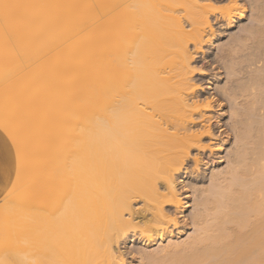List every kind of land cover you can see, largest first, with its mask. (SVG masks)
I'll return each instance as SVG.
<instances>
[{
	"label": "bare ground",
	"instance_id": "1",
	"mask_svg": "<svg viewBox=\"0 0 264 264\" xmlns=\"http://www.w3.org/2000/svg\"><path fill=\"white\" fill-rule=\"evenodd\" d=\"M219 2L0 0V158L12 175L0 186V264H132L120 244L136 234L161 245L139 264H264V0L262 24L244 33L262 64L242 86L250 106L230 113L242 117L232 164L211 168L191 217L201 225L167 240L166 206L190 205L177 185L200 139L194 119L214 146L192 58L216 44L212 16L230 26L247 14Z\"/></svg>",
	"mask_w": 264,
	"mask_h": 264
},
{
	"label": "rangeland",
	"instance_id": "2",
	"mask_svg": "<svg viewBox=\"0 0 264 264\" xmlns=\"http://www.w3.org/2000/svg\"><path fill=\"white\" fill-rule=\"evenodd\" d=\"M240 1L245 6L244 8L247 12L246 17L243 18L241 22L234 21L229 26L219 16L216 19L212 16L211 22L215 32L214 43L216 44H214V46L207 45L201 52L194 55L192 58V66L194 67L192 78L197 89L195 90L197 94H195L196 98L201 101L206 99L205 101H209L212 105V118L208 124H210L209 129L211 134L213 133L214 135H212L214 138V146L212 148L211 145L213 143L210 142L207 133L203 132L204 128L202 127L201 120L199 118L194 119L191 124L193 127L192 132L199 135L200 139L191 146L190 158L185 163L186 168L181 172V174L184 175V181L177 185L179 189L183 186L181 192L184 193V201L188 202L190 205L185 207L183 213L179 214L175 213L176 210L174 207L169 205L166 206L167 212H170L171 216L176 218V224H169L168 230L170 233L168 234L169 237L167 240L173 237L174 239L183 241L195 232L198 225H201H197V221L191 220V217L193 213L200 212V208L202 209L201 205H195V203L200 202L201 199L207 195L206 189L209 186L208 182H210L209 177L211 168L216 166L224 170L226 168L225 166L228 167L227 164H232L234 157L231 160L229 157L231 158L232 156L230 155L237 150L235 140L241 128L240 122L242 117L238 115L236 118H233L230 113L235 107L239 113H243L245 108L250 106L253 91L247 90L246 87L242 88V86L247 82V78L252 72L251 70H253L255 66L262 64L261 61L257 64L251 63L250 58L253 56L248 55L252 52L253 40L245 36L247 26L262 24V22H258L256 19V15L259 12L257 6L261 0ZM226 2L227 0H221L218 6H223ZM216 13H218V11H216ZM237 30H240V32L236 33ZM229 66L233 67V69L229 70V68H227ZM254 107L257 113L264 117V108L260 104ZM220 108H222V110H220ZM2 145H4V142L0 141V149ZM194 158L197 160V166H195ZM4 169L5 167L0 158V186L12 180L11 173L4 174ZM227 177V173L222 175V185L227 182ZM192 189L193 195L191 194ZM189 192L190 195L187 197L186 195L189 194ZM136 202H138V204L134 206V209L141 210L144 207L141 199L137 198ZM206 218L209 217L207 216ZM198 222L202 223L203 221L199 220ZM139 239L140 236L137 234L134 236L130 235L125 246L120 244V248L124 250L126 260L130 261L133 259L132 264H139L141 262V250L151 252L156 251L157 248L160 249L161 246L160 243L144 246Z\"/></svg>",
	"mask_w": 264,
	"mask_h": 264
}]
</instances>
